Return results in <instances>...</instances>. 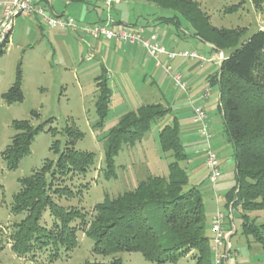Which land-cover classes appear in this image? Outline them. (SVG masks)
Returning <instances> with one entry per match:
<instances>
[{
  "label": "rangeland",
  "instance_id": "1",
  "mask_svg": "<svg viewBox=\"0 0 264 264\" xmlns=\"http://www.w3.org/2000/svg\"><path fill=\"white\" fill-rule=\"evenodd\" d=\"M51 1L52 5L56 6L57 0ZM103 1L95 2L102 12L105 7ZM196 1L209 17L213 27L246 29L242 41L264 29V0ZM42 5L48 14L53 13L49 5ZM233 6L235 11L230 12ZM112 15L122 19L127 25L138 23L145 27L148 20L172 17L174 14L153 3L123 0V4L114 9ZM75 19L78 22L84 21ZM152 29L153 34L157 35L160 42L163 41L168 51L197 52L201 58L192 60L177 57L170 61V66H164L162 58H159L161 67H156L158 61L152 58L146 49H139V59L152 65L146 75L144 68L136 66L133 62H125L123 44L119 43L115 47L114 43L87 37L82 41L68 31L49 29L42 19L35 15L19 16L15 19L6 54L0 58V264L110 263L114 259L121 260L122 264H155L147 261L140 253L96 254L95 241L88 237L84 230L78 233L77 247L71 252L60 248L56 261H53L51 256L53 251L49 250L19 256L12 250L10 239L13 226L20 223L26 213L15 214L12 207L15 196L21 189V181L40 170L46 160H56L58 155L51 149L53 143L59 141L63 148L68 140L66 129L77 128L84 136L76 142L75 149L95 154L96 167L86 176H68L61 186L70 188L75 196L55 197V200L65 208L84 210L87 214L86 221L90 222L95 215V207L106 199L114 200L134 190L149 176H167V168L172 159L169 158L170 154L162 153L159 133L165 125L171 124L175 117L179 121L182 135L185 134L187 138L186 144L184 143L187 160L181 162L180 166L188 173V188L197 187L201 194L208 236L211 235L212 218L220 211L227 218L225 228L231 234L223 247L231 251V256L225 264H237L236 260L239 264H264L262 246L252 236L243 234L239 213L234 212L231 218L230 209L226 207L227 195L236 185V161L233 147L224 134L219 84L217 81H211L219 74L221 56L225 57L226 54L195 37L191 26L183 20L180 30L173 25H156ZM175 41L181 50L174 45ZM89 44L94 47L100 44V50L98 53L94 52V56L90 54ZM89 57L91 60H88ZM19 65L22 71L24 100L21 103L8 104L2 95L14 84ZM194 65L196 68L189 73V69ZM103 67L113 76L109 83L114 92L105 125L96 129V79L101 75ZM167 69H170L169 73ZM177 69H182L183 72L178 73ZM175 75L184 77L182 81L186 83L185 89L175 85ZM188 78L191 82L186 81ZM152 79H155L157 84H153ZM206 92H209V96L204 100ZM197 100L204 102L199 103ZM157 103L171 108L170 114L155 122L141 142L133 146L124 145L116 158V176L105 178L101 169L105 167L106 137L109 131L126 113L135 111L142 105ZM195 107L204 108L208 114L209 131L212 134L210 146L216 153L218 150V156L226 166L222 177L214 186L207 178L209 172L203 156L208 144L201 136L200 125L194 122ZM33 112L38 114V117H33ZM49 119L53 122L48 127L53 128L55 134L45 131L36 136L31 153L19 162L15 170H9L2 153L15 135L13 123L31 120L38 126ZM218 196L221 197L220 201L217 200ZM42 224L51 227L49 212L45 214ZM177 264H196V261L193 255H190L179 260Z\"/></svg>",
  "mask_w": 264,
  "mask_h": 264
},
{
  "label": "trees",
  "instance_id": "2",
  "mask_svg": "<svg viewBox=\"0 0 264 264\" xmlns=\"http://www.w3.org/2000/svg\"><path fill=\"white\" fill-rule=\"evenodd\" d=\"M70 4L91 5L96 0H63ZM153 3L172 12V17L154 19L158 25L182 28L188 23L195 37L225 53L219 74L211 81L219 84L220 113L224 134L232 145L236 161V185L226 198V207L233 208L242 220L243 234L252 236L264 250V29L242 41L246 29H218L196 0H139ZM49 5L51 0H36L35 5ZM235 6L230 8L234 12ZM56 16H66L56 15ZM102 23V22H97ZM138 27V26H137ZM135 28V27H134ZM12 31L0 45V58L6 54ZM96 112L94 128H103L110 113L112 88L103 67L96 79ZM8 103H21V65L8 92L2 95ZM171 112L162 104L142 105L123 115L106 137L105 167L101 169L107 179L116 176V158L124 145L141 142L152 125ZM33 117L38 114L32 113ZM53 120L35 126L31 120L13 123L15 135L2 153L9 170L31 153L36 136L48 131ZM68 140L64 147L59 141L52 145L56 160H46L42 168L21 181L12 210L26 217L13 226L11 248L19 256L34 252L53 251L52 259L59 257L60 248L71 252L78 244V233L84 230L95 241L94 252L115 255L121 252L140 253L155 264H177L193 255L196 264H214L211 250L212 237L206 230L204 203L197 187H189L188 173L180 166L187 160L185 142L178 119L165 125L159 134L162 153L170 154L167 176H149L132 191L117 199H106L95 207L90 222L79 208H65L55 197H73L72 190L61 184L70 175L86 176L96 167L95 154L77 151L75 144L84 134L77 128L66 129ZM209 180V173H208ZM49 212L51 227L42 224ZM87 228V230H85ZM122 264L114 259L110 263Z\"/></svg>",
  "mask_w": 264,
  "mask_h": 264
},
{
  "label": "built area",
  "instance_id": "3",
  "mask_svg": "<svg viewBox=\"0 0 264 264\" xmlns=\"http://www.w3.org/2000/svg\"><path fill=\"white\" fill-rule=\"evenodd\" d=\"M122 0H105V5L110 8L114 4L120 3ZM0 9L2 10L3 19L0 22V45L3 43L6 36L13 30L14 21L19 16H32L35 15L42 19V22L51 30L68 31L78 33L82 37H90L95 40H104L109 42L123 43L129 45L142 46L149 55L160 63V57L165 56L168 60H175L177 57L189 58L192 60L200 59L201 57L197 52L183 51H168L164 46L156 42L153 38L146 36V29L143 26L135 28H116L112 22L106 21L102 23H79L72 16H56L48 14L43 6L35 5L34 0H1ZM224 57L221 56V62ZM91 60V57L88 58ZM170 72V69H167ZM175 85L182 89L186 88V83L182 81L181 75L173 77ZM209 92H206L203 99H207ZM194 122L201 127V136L205 139L208 147L205 148V165L209 172V181L213 186L222 177L221 161L216 153L210 146L212 134L209 131V116L202 107H195L193 109ZM217 200L220 201L221 197L218 196ZM231 218L233 217V208L230 206ZM226 216L220 211L212 218L211 237L214 264H225L231 256L229 248H223L225 243L229 241L231 234L226 231ZM237 257V254H235ZM236 263L238 261L236 260Z\"/></svg>",
  "mask_w": 264,
  "mask_h": 264
},
{
  "label": "crops",
  "instance_id": "4",
  "mask_svg": "<svg viewBox=\"0 0 264 264\" xmlns=\"http://www.w3.org/2000/svg\"><path fill=\"white\" fill-rule=\"evenodd\" d=\"M1 1V0H0ZM52 2V1H51ZM56 2V1H55ZM123 4V0L118 3V4H114L113 6H111L110 8H108L106 5H105V0L103 1V5L105 7H103V11H101L99 5H97L96 3L94 4H91V5H87V4H82V3H77V4H70L66 1H63V0H57L56 2V6L53 5V9H52V14L53 15H67V16H72L74 18H79L80 20H84L83 22H79V23H97V22H106V21H111L112 24L116 27V28H134V27H137V26H143V25H139L138 23H130L129 25H127L126 23H124V21L120 18H116L112 15V12L114 9L120 7L121 5ZM106 8V10H105ZM2 10L0 9V22L2 21L3 19V14L1 12ZM71 11V13H70ZM121 12V11H120ZM75 14V15H74ZM15 23V21H14ZM158 25L156 22L154 21H147L146 25H144L145 27H147V31H146V36L148 38H153L156 42H158L159 44H161L162 46H164L165 48H167L166 45H163V41H159L157 35H154V30L152 29L153 26H156ZM13 30H14V26H13ZM13 30H12V33H13ZM72 33V32H70ZM75 35H77L82 41H84V37H82V35L78 34V33H73ZM87 38H90V37H87ZM97 41H104V40H97ZM106 42H109V41H106ZM176 42V41H175ZM109 43H114L115 44V47L116 45H118L119 43H116V42H109ZM120 44H123V43H120ZM100 44H97L95 47L94 46H91L89 44V48H90V54L92 56H94V52L98 53L99 50H100ZM125 46L124 50L122 51L123 54H124V57H125V62H130V63H134L136 66H139L140 68H144V73L146 75H148L149 73V70L150 68H152V65H149V63H145L143 62V60H140L139 57H138V50L139 49H142L144 50V48L142 46H139V45H129V44H123ZM176 46H178V42H176V44H174ZM176 48V47H175ZM178 50H181L180 49V46H178ZM121 51V50H120ZM145 51V50H144ZM160 58H162V61L164 63V66L165 65H168L170 66V60H168L167 58H164V56H161ZM163 65V64H162ZM156 67H161L157 64ZM106 68V67H105ZM155 68V67H154ZM196 66L194 65L192 68L189 69V73H191L193 71V69H195ZM107 69V68H106ZM178 73H181L183 72L182 69H177ZM108 72V76H109V79L113 78L112 74H110L109 71ZM184 78V77H182ZM186 81L188 82H191L190 78H188ZM152 83L153 84H157L155 79H152ZM110 84V83H109ZM111 86V85H110ZM158 86V85H157ZM112 88V87H111ZM113 89H112V93H113ZM113 97V96H112ZM199 100H197L198 102ZM200 102H204L203 100L199 101ZM159 104V103H157ZM161 104V103H160ZM211 124V122H210ZM163 129V128H162ZM161 129V130H162ZM214 133V132H213ZM160 134V133H159ZM183 140L186 144V141H187V138L185 136V134H183ZM217 146V145H216ZM219 146V145H218ZM218 149V148H217ZM205 151V150H204ZM217 153H218V150H217ZM219 155V154H218ZM205 158V156H203ZM205 161V160H204ZM221 161V160H220ZM167 167V166H166ZM206 167V165H205ZM221 167H222V172L225 170L226 166L223 164V162L221 161ZM167 172H168V168H167ZM168 175V174H167ZM166 176V175H165ZM219 209H220V205H219ZM218 209V210H219ZM210 231H211V228H210ZM211 236V235H210Z\"/></svg>",
  "mask_w": 264,
  "mask_h": 264
}]
</instances>
